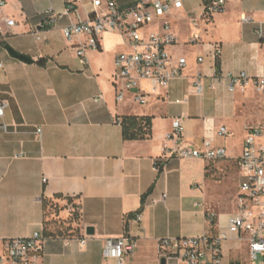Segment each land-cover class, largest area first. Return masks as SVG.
I'll return each instance as SVG.
<instances>
[{
    "label": "crops",
    "instance_id": "crops-1",
    "mask_svg": "<svg viewBox=\"0 0 264 264\" xmlns=\"http://www.w3.org/2000/svg\"><path fill=\"white\" fill-rule=\"evenodd\" d=\"M5 1L0 6V102L7 106L0 124L8 130L0 129V252L5 239L46 234L45 202L54 203L64 221L73 216L72 208L78 212L68 232L45 235L38 264H161L160 238L196 237L224 227L232 212L213 211L207 203L215 175L211 164L228 167L229 160L236 161L243 128L264 122V94L252 84L264 77V0H228L213 16L205 14L208 0H182L180 9L150 25L148 30L161 31L164 21L171 24L177 43L169 51L188 64L166 88L142 81L145 105L131 91L117 98L115 57L128 50L121 33L105 32L99 49L86 50V63L75 48L87 37L69 41L63 34L79 17L107 13L108 0L101 5ZM114 1L126 6L140 0ZM71 2L77 13L69 11ZM244 15L250 19L244 21ZM194 36L198 43L191 42ZM215 43L222 48L218 58ZM242 72L249 81L241 80L231 91V79ZM198 73L200 94L194 88ZM126 116L150 117V136L125 139ZM176 118L184 125L183 146H201L209 128L225 125L233 135L216 143L228 148V138L241 135L239 153L228 148L230 158L220 162L170 156L164 143ZM167 144L176 147L173 141ZM88 226L93 235H87ZM122 235L137 239L136 251L122 261L105 256V239ZM241 246L236 238L223 243L224 264H240ZM165 264L179 262L173 257Z\"/></svg>",
    "mask_w": 264,
    "mask_h": 264
},
{
    "label": "built area",
    "instance_id": "built-area-1",
    "mask_svg": "<svg viewBox=\"0 0 264 264\" xmlns=\"http://www.w3.org/2000/svg\"><path fill=\"white\" fill-rule=\"evenodd\" d=\"M228 0H208L205 4V14L213 16L225 9ZM95 5H101V0H94ZM6 4L0 0V6ZM107 13L95 14L88 19H81L65 26L62 31L69 41L75 37L86 36L85 43L75 48L77 55L86 63L85 52L88 48L99 49L101 37L105 32H119L126 40L128 50L120 51L115 57L116 80L119 84L117 98L124 99L125 93L131 91L134 100L145 105L148 95L141 87L142 81L149 82L153 89L166 88L171 80L181 76L187 67V59H175L169 47L177 43V37L171 32V24L164 21L161 31L148 30L150 25L166 18L174 10L182 7V0H140L136 3L120 6L114 0L106 2ZM69 11L77 13L75 2L69 4ZM244 21L250 19L244 15ZM8 25L14 20L6 19ZM192 43H198L199 37L194 36ZM222 54L220 44H213V55L218 58ZM199 62L203 57L198 58ZM3 63L0 61V68ZM249 77L245 72L231 79L230 90ZM256 90L264 94V77L252 80ZM196 93L202 92V75L194 76ZM101 97V96H100ZM7 102H0V117H3ZM0 129L8 130L6 123L0 124ZM184 125L180 118L173 120V129L167 135L164 152L180 159H200L207 162H220L229 157L225 144H217V138L226 139L233 133L225 125L211 127L204 136L201 146H183ZM241 153L236 158L239 171L236 208L230 214L224 227L216 233H204L196 237H162L159 239L161 257L176 258L179 264H224V247L226 240L236 238L247 243L248 253L252 261L264 257V122L248 124L244 128ZM38 131H41L40 129ZM173 141L176 147H169L167 142ZM166 195H163V199ZM74 210V208H72ZM215 223L214 215L209 216ZM135 219L141 221V213L135 214ZM87 235L80 241L86 243ZM45 235L36 231L28 237L5 239L3 251L0 252V264H38L43 250ZM137 239L122 235L105 239L104 255L115 257L122 261L127 255L136 251Z\"/></svg>",
    "mask_w": 264,
    "mask_h": 264
},
{
    "label": "rangeland",
    "instance_id": "rangeland-1",
    "mask_svg": "<svg viewBox=\"0 0 264 264\" xmlns=\"http://www.w3.org/2000/svg\"><path fill=\"white\" fill-rule=\"evenodd\" d=\"M258 91V90H257ZM241 135H237L232 138H228V148L234 150V153L238 154L240 151L239 141ZM230 150V149H229ZM228 167L219 165L215 166V163L211 164V167L215 168V175L212 177V185L208 189V206L216 212H233L236 208V197L238 193V177L239 171L236 161L229 160ZM58 209L54 203L49 202L46 205V218L47 225L51 229H59L68 232L67 229L70 220L64 221L58 217ZM241 249L239 251L240 264H264V257L260 256L259 259L252 261L249 253L247 252V243L241 241Z\"/></svg>",
    "mask_w": 264,
    "mask_h": 264
},
{
    "label": "trees",
    "instance_id": "trees-1",
    "mask_svg": "<svg viewBox=\"0 0 264 264\" xmlns=\"http://www.w3.org/2000/svg\"><path fill=\"white\" fill-rule=\"evenodd\" d=\"M41 64L44 61H40ZM123 125V134L124 138L127 140H134V139H145L150 136L151 134V118L150 117H139V116H126L122 120ZM45 202V207H46ZM73 216L71 217L70 221L73 222L77 220V209L73 210ZM70 222V223H71ZM68 230L71 229L70 224L67 227ZM65 231L59 229H47L45 235L47 236H56L62 235Z\"/></svg>",
    "mask_w": 264,
    "mask_h": 264
},
{
    "label": "water",
    "instance_id": "water-1",
    "mask_svg": "<svg viewBox=\"0 0 264 264\" xmlns=\"http://www.w3.org/2000/svg\"><path fill=\"white\" fill-rule=\"evenodd\" d=\"M13 54L19 58H21L22 60L26 61V62H30L31 59L25 55H22V54H19V53H16V52H13ZM95 232V229L91 226H88L87 229H86V233L87 235H93ZM165 258L162 259V262L161 264H165Z\"/></svg>",
    "mask_w": 264,
    "mask_h": 264
}]
</instances>
